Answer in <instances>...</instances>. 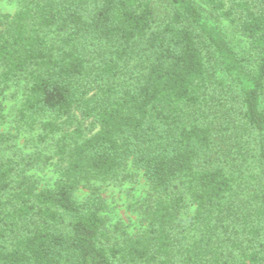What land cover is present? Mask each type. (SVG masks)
Instances as JSON below:
<instances>
[{"label": "trees", "instance_id": "16d2710c", "mask_svg": "<svg viewBox=\"0 0 264 264\" xmlns=\"http://www.w3.org/2000/svg\"><path fill=\"white\" fill-rule=\"evenodd\" d=\"M19 84L29 156L0 161V264H264V0H20L0 22V127ZM129 169L148 186L135 236L107 230L93 188Z\"/></svg>", "mask_w": 264, "mask_h": 264}, {"label": "rangeland", "instance_id": "374dc122", "mask_svg": "<svg viewBox=\"0 0 264 264\" xmlns=\"http://www.w3.org/2000/svg\"><path fill=\"white\" fill-rule=\"evenodd\" d=\"M19 2L20 0H3L0 3V22L3 25L16 12ZM164 8L165 5L160 6V13L164 11ZM218 25L237 53L240 56L246 55L248 52L247 41L238 35L227 23L220 22ZM218 82L223 83V86H220L222 83L216 84L217 87H222L220 88L218 99L225 101L224 104L228 107L229 104H232L231 100L235 96V91L229 87L226 79L220 78ZM22 93L23 84H19L9 88L1 99L6 118L0 127V132L11 136L12 140L10 143L0 147V161H4L9 157H13L16 160L19 158L26 159L29 156V152L23 146L24 135L17 132L14 123V111L21 101ZM219 115L222 116L223 113H219ZM129 173L131 174L130 180L122 185L94 183L93 188L105 201L106 208L102 215L106 220L107 230L114 233L117 230H123L128 235L135 236L143 229L142 210L149 203L148 186L141 173L134 172L132 169H129ZM29 174L39 187L51 186L57 179L52 161L45 166L40 164L30 171ZM88 193L87 189L82 188L76 192L75 198L81 201L88 196ZM192 211V208H188L186 214Z\"/></svg>", "mask_w": 264, "mask_h": 264}]
</instances>
